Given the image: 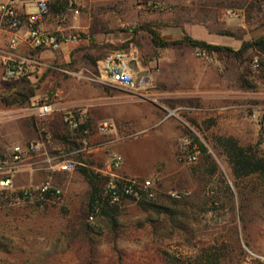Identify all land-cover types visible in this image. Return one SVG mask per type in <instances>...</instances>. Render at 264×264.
<instances>
[{"label": "rangeland", "instance_id": "obj_1", "mask_svg": "<svg viewBox=\"0 0 264 264\" xmlns=\"http://www.w3.org/2000/svg\"><path fill=\"white\" fill-rule=\"evenodd\" d=\"M74 8L77 14L61 10L66 14L63 23L76 26L73 34L78 35L65 59L62 50L24 47L23 53L35 62L24 64L23 76L8 79L0 66V179L7 176L3 163L15 145L44 140L48 156L71 154L84 162L86 151L76 152L87 147L94 127L84 124L88 134H71L61 111L64 124H52L45 138V121L23 113L32 101H61L63 89L76 85L70 73L97 72L115 51L133 57L134 73L148 71V83L139 87L142 93L125 95L142 94L165 108L161 117L168 115L174 123L175 156L169 162L175 174L157 176L153 198L124 200L114 219L99 215L90 223L93 184L101 197L109 175L88 165L61 173L48 169L40 154L26 158L12 174L14 191L0 190V264H264V176L235 178L217 142L233 137L264 159V128L251 119L253 113L264 116V44L239 55L207 51L213 58L208 64L196 58L194 48L155 47L143 28L170 40L196 28L193 38L239 51L244 43L264 37V0H85ZM255 57L259 67L253 65ZM190 70L205 73L204 109L174 111L177 104H192L183 94H173L190 82L175 78V72ZM221 91L222 98L217 96ZM30 93L34 96L24 102L22 96ZM124 136L129 142L138 134L129 130ZM181 137L199 141L206 152H199L194 163L179 161L176 155L186 147ZM131 148L128 166L145 170L151 158L140 147ZM47 180L61 190L60 199L42 204L19 200L22 189ZM173 192L190 195L177 201L170 196Z\"/></svg>", "mask_w": 264, "mask_h": 264}, {"label": "built area", "instance_id": "obj_2", "mask_svg": "<svg viewBox=\"0 0 264 264\" xmlns=\"http://www.w3.org/2000/svg\"><path fill=\"white\" fill-rule=\"evenodd\" d=\"M85 0H32L31 4L34 8L33 13H23L20 11L18 4L20 0H0V31L6 37L7 50L10 53L4 62L5 75L8 79H19L24 75L26 69L25 63L35 62L32 58L15 57L14 51L21 44H24L32 50L58 51L63 46H67L77 41V34H65L62 30L53 32L43 31L39 24L40 21L49 13L51 3L63 4V9L73 11L77 14L76 6ZM66 19L65 12L61 11L59 20L64 22ZM195 56L203 60L205 63H212L213 58L205 49H196ZM133 57L122 51H115L106 56L101 62L99 75L96 78L103 84L113 86L130 93H136L137 86L135 84L134 69L130 67ZM254 67L260 66V59L255 57L253 60ZM74 77L82 79L85 75L82 72L70 73ZM59 93L54 95L58 98ZM61 108L54 101H32L29 108L24 110V115L33 116L43 120L48 116L59 111ZM66 112L65 126L71 134L82 131L88 134L87 130L82 129L84 122L81 116H75L70 109H63ZM251 119L259 126L264 128V116L259 113H253ZM113 124L104 120L96 126V132L100 135H109L113 131ZM186 147L181 152L179 161L186 163H194L198 157V147L196 144L191 145L188 140L185 142ZM86 144V143H85ZM84 149L77 151L82 152ZM72 153V154H76ZM34 154H40L45 157L44 162L50 170L61 173H71L76 170L77 165L71 154H60L59 156L50 157L42 149L40 144L30 143L27 145H15L12 148L9 159L4 161V170L7 176L0 179V190L14 191L12 174L20 167V164L28 157ZM123 159L120 155H113L110 165L109 180L102 194V200L110 205H120L127 199H139L142 194L147 198H153L155 193L153 187L158 180L156 175H150L146 179L136 177H127L117 173L121 168ZM189 192H173L170 193L172 199L180 201L187 198ZM61 197V190L47 180L40 185L30 186L19 192L20 201L29 203H45L49 200H58ZM101 213V207L94 205L87 215V221L94 223Z\"/></svg>", "mask_w": 264, "mask_h": 264}, {"label": "crops", "instance_id": "obj_3", "mask_svg": "<svg viewBox=\"0 0 264 264\" xmlns=\"http://www.w3.org/2000/svg\"><path fill=\"white\" fill-rule=\"evenodd\" d=\"M31 1L32 0H20L18 4L20 11L27 14L33 13L35 10L32 7ZM57 14V12L53 11V13L51 12L43 17L39 24L40 28L47 32L62 30L65 34H73V30H76L77 27L64 24L59 20ZM196 30L198 29H187L186 33L193 38L192 36L197 33ZM68 46L69 45L63 46L60 49L64 52V59L67 56L65 50L67 51ZM24 47L27 46L21 44L18 49L14 51V56L30 58L29 55L23 53ZM9 54L6 37L0 31V66H4L6 57ZM176 60L178 59H175V61ZM80 72H82L85 77L82 79L75 77L76 80H74L73 84L76 85L72 86L70 89H63L61 92L63 98L61 96V101L56 102L61 109L43 119L46 125V133H43V136L45 138L50 137V128H52V124H64L61 111H63V109H70L75 116H81V118H83V122L86 126L91 125V127H94L93 133L88 137L87 147L83 148L86 153L84 162L80 163L82 166L88 165L92 169L97 168L96 170L108 175L110 173V166H107L109 157L116 154L120 155L123 159L121 168L117 171L120 175L139 177L150 174L158 177H166L175 174V171L170 168L173 162H169V159L175 156V149L173 146L177 139V135L173 129L174 123L169 120V117H167L168 115L164 114L163 117L160 115V113H163L162 111H166V109L146 99L142 94H138L137 98L134 96L128 97L125 95V92L128 93L127 91L101 83L96 79L99 75V70L97 72L90 70ZM182 77L189 78L190 82L184 86L183 91L175 90L173 94H175L174 96L183 94L184 98L189 99L192 104H185V106L182 107L180 106L182 104H177L176 110L174 111L179 109L186 110L187 112L203 110L204 107H202L201 104H204L205 99L208 98V88L204 81L205 73L200 70L175 72V78L178 79ZM180 83L179 80V84ZM216 85V88L218 86L220 87V84ZM113 90L116 92H113ZM142 90L144 89L138 87L136 93H142ZM217 96L222 98L224 92L221 91ZM198 103L200 104L199 106H197ZM170 114L169 112V115ZM10 118H15V115ZM104 120L110 121L114 127L113 131L105 136L98 134L95 128L99 122ZM129 130L135 131L138 136L134 140L127 142L124 135L126 131ZM179 140L183 143L187 141L186 137H181ZM43 141L44 140H41L39 143L42 149L45 150ZM133 145H136L137 148L140 147L142 153L146 154L148 158H151V160L144 164L146 167L145 170L141 171L138 168L131 169L126 162L127 152L131 151ZM182 151H179L178 155H176L178 159ZM97 164L100 166H95ZM160 165L161 167L162 165L164 166V170H159L158 167H160ZM100 167L101 170L99 169Z\"/></svg>", "mask_w": 264, "mask_h": 264}, {"label": "trees", "instance_id": "obj_4", "mask_svg": "<svg viewBox=\"0 0 264 264\" xmlns=\"http://www.w3.org/2000/svg\"><path fill=\"white\" fill-rule=\"evenodd\" d=\"M63 4L59 3H51V8L54 12L59 13L63 9ZM145 30L150 32L151 41L155 47L159 48H182V47H190L194 49H205L208 52H219V51H227L234 54H242L251 47L263 45L264 37L260 38L254 42L244 43L239 51H233L230 47L212 45L202 40L193 39L190 36L184 35L181 39L170 40L164 39L160 36V34L152 29L151 27H143ZM33 93L29 95H23L24 102L30 101L33 97ZM217 142L219 146L222 148L225 156L228 159V162L231 166L232 173L235 178H245L251 175H259L264 176V159L258 157L255 153L251 151V149L244 148L239 145L238 141L233 137H219L217 138ZM196 144L199 152L205 153L206 150L204 146L197 140L191 142V145ZM207 162H209V157L206 158ZM82 173L89 177L87 171H82ZM98 191L94 187L90 198V210L94 205H99L101 207L100 215H105L109 219H114L117 213L118 205H110L106 201L102 200V196H97ZM142 200L147 199L145 194H142L140 197ZM135 200V199H133Z\"/></svg>", "mask_w": 264, "mask_h": 264}, {"label": "water", "instance_id": "obj_5", "mask_svg": "<svg viewBox=\"0 0 264 264\" xmlns=\"http://www.w3.org/2000/svg\"><path fill=\"white\" fill-rule=\"evenodd\" d=\"M135 60L131 61L130 67L135 69ZM148 83V71H141L135 74V84L137 87L143 86Z\"/></svg>", "mask_w": 264, "mask_h": 264}]
</instances>
